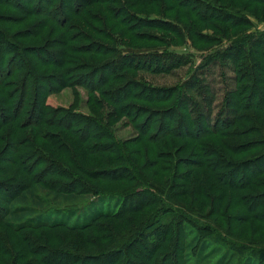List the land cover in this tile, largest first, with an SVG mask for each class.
Segmentation results:
<instances>
[{
  "label": "trees",
  "instance_id": "obj_1",
  "mask_svg": "<svg viewBox=\"0 0 264 264\" xmlns=\"http://www.w3.org/2000/svg\"><path fill=\"white\" fill-rule=\"evenodd\" d=\"M19 1L22 3V0ZM242 1L244 5L239 8L234 6V1L230 3L228 0H134L133 4L136 7L157 5L161 9V14L157 15L168 13L170 7L184 8L186 11H183L182 15L188 22L189 33L194 31L198 40L214 44L218 41L217 34L206 36L203 34L204 31L193 27L202 26L200 28L212 29L223 36L228 28L250 27L253 17L264 18V0ZM88 2L90 5L105 6L110 13H108L109 18L114 20L112 24L114 28L127 19L131 20L127 24L122 23L125 26L122 31L123 36L130 34L138 39V36L144 35L148 38L147 34L150 33L141 29H166L164 23H169L162 19L164 16L148 17L145 14V16L131 17L126 9L119 5L122 2L120 0H88ZM8 3L11 4V2ZM35 3L36 0H32L29 5L36 6ZM12 5L22 12L18 17L25 16L24 12L43 14L38 22L42 25V23L57 21V17H53L50 13H54L56 7H63L64 0H47L45 7H33L30 10ZM80 6L81 3H77L73 8H68L64 13L65 19L71 20ZM220 25L223 26L220 27ZM177 27L178 25L174 32ZM81 37L85 36L81 35ZM67 39L70 37L68 36ZM64 40L58 39L54 42L60 44L63 48L61 51L51 49V45H43L44 47L39 46L31 52L35 56L39 53L47 56L46 59H39L42 64L59 67L62 63L65 66L62 73L53 75H57L56 79H41L36 75H29L28 66H31L24 55L26 49L23 50L20 44L0 29V176L6 175L5 178H0V226L7 227L11 234H15V239L10 241L8 233L0 232V251L3 256L11 257V261L5 264H189V261L183 258L181 251L186 238L184 222L187 220L185 218L176 215L175 212L171 219H168L167 213H160L161 208L158 212L154 211L155 216L148 215L140 225L136 227L135 224L131 225L132 215L137 211L144 210L152 204L162 205L164 199H154L153 194L146 197V201L144 199L134 204H126L123 201L116 211L97 212L83 224H71L62 220L49 221L46 220L47 217L42 216L47 210L45 207L48 206H43L46 196L36 191L39 186L50 192L65 195L82 194L86 187V181L75 170L67 167L66 162L64 164L60 161V156L63 155L69 163H75L74 151L81 149L77 155L83 156L85 153L98 155L100 152L109 154L106 158L107 163H115L116 160L126 162V159H129L127 156L125 158L121 156L118 146L108 142L112 135L108 134L105 124L101 122V120L105 121L104 116L98 115L97 108L93 107L96 102L87 100L90 112L97 115L95 119L89 115L81 116L69 109L52 107L47 102L48 94L66 85L74 88L72 84L77 83L78 78H84V74H87V79L93 81L90 85L85 84L90 96L99 93L106 97L105 91L120 95L118 99H113L107 93L106 98L116 107L112 115H109L111 122L122 116L128 117L139 129L138 142L151 141L153 144L158 142L156 140H165L170 137H187L200 144V147L196 145L200 148L199 151H193L192 162L197 160V154H200L201 158L209 149L213 150V155L219 163L212 169L219 176L216 179L221 185L236 188L233 185L238 180L246 182L250 178L253 180L255 176L260 178L248 185L249 188L259 190L249 191V194L244 196L245 199L241 198V200L246 203L248 216L259 221L264 228V180L261 179L264 175V152L254 161L253 164L259 163L254 167L253 164L237 165V157H232L235 153L238 156L249 148V144L245 143L251 139H244L247 134L241 132L250 130V134L259 135L262 130L264 131V30H256L253 33L245 31L239 34L225 50L214 53L209 60H204V63L197 67L198 70L205 68L211 59L219 56L222 61L229 59L238 65L235 70V85L225 92L222 108L213 119L212 125L204 129L202 124L199 125L197 122L201 117L197 118L194 114L200 116L204 104H206L205 107L211 106L214 95L206 81L199 79L201 76L197 74V70L193 72L194 74L187 75L183 83L173 86H158L135 79L130 83L131 80L127 78L130 70H141L151 74L169 73L175 60L183 57L182 53L172 51L161 53L157 50L166 48L155 47L138 48L139 50L127 47L121 51L115 48L107 53L108 59L98 64L90 63L88 67L74 69L78 68L80 62L85 61L80 55L75 54L74 50H85L82 47L79 49L70 45L66 51L63 45ZM19 52L21 55L17 60ZM104 52L105 50L100 52V55ZM53 54H57L60 58L54 59ZM159 61H166V63L160 64ZM176 67L178 66H173V68ZM58 78L63 83L58 82L55 85L58 87L48 85L47 90L39 97L42 82L47 84L48 81L54 82ZM184 90L196 96L198 102L188 100L187 94H185V102H182L181 93ZM91 102L93 104L90 105ZM74 104L72 106H76ZM162 104H167V107ZM33 117L36 118L33 119ZM70 122L72 125L78 124L81 127L74 129L73 126H69ZM248 122L251 126H248ZM184 123L196 126L195 128L198 127V129L194 132L176 131ZM245 123L248 125L242 126ZM50 127H59V131L53 133ZM82 128L83 131L80 132ZM211 136L216 137V143L204 141ZM72 137L73 141L68 143L67 138ZM100 138L105 141L99 146L87 142L88 140L97 142L96 140ZM263 145L264 142L255 148L260 150ZM171 159L174 162L177 161L176 158ZM200 160L203 161V159ZM117 166L120 165L95 171H85L81 167V172L89 173L93 178L99 176V179H104L105 175L98 172L105 173L112 170L115 173L112 176L114 179L106 176L107 180L126 179L124 174L119 173V168L125 164ZM185 166L181 165L184 168ZM170 167L173 169V165ZM123 172L128 177L132 170L124 169ZM238 174L240 178L235 180ZM259 174L261 175L257 176ZM227 177H233V180H227ZM130 179L134 178L131 176ZM144 184L150 190L165 196L164 187L167 184L161 186L148 181ZM89 189L93 195L104 194L103 190L96 186L91 185ZM236 200L234 198V201ZM156 219H159L158 223ZM118 222L123 223L126 230L121 232L113 230L112 225ZM56 229L80 231L86 234L90 232V234L87 235V242L67 241L54 247L51 244L52 235L55 237L56 232L52 231L51 235L46 231ZM5 239H7L6 243ZM192 240L188 243L191 244ZM146 243L150 245L145 251ZM201 243L200 240H195L193 246L197 247ZM204 246L209 245L206 243ZM249 251L259 264H264V247L252 248Z\"/></svg>",
  "mask_w": 264,
  "mask_h": 264
},
{
  "label": "rangeland",
  "instance_id": "obj_2",
  "mask_svg": "<svg viewBox=\"0 0 264 264\" xmlns=\"http://www.w3.org/2000/svg\"><path fill=\"white\" fill-rule=\"evenodd\" d=\"M46 1L40 0L37 2L36 0V6H31L29 4L32 0H22V3H20L19 0H0V29L4 30L20 44L23 50H27L24 51V55L29 62L28 64L32 67L28 66L29 75L33 74L37 77H41V79H56L57 75H53L64 71L63 69L65 66L62 63L59 67L51 64H42V61H40L42 60L41 58L46 59L47 56L43 53H39L38 56L31 53L37 49V47L43 45H51V49L61 51L63 48L60 44L54 43L57 42L58 39H65L63 45L66 51H68L67 47L70 45H74L79 49L81 47L84 48L85 51L74 50L75 54L85 59V61L79 63L78 68L74 69L88 67L90 63L98 64L108 59L107 53L115 48L120 51L127 47L134 48L133 50H139L138 48L145 47L166 48L157 51L161 53L172 51L183 54V57L175 60V64L171 66L169 73L151 74L141 70H130V72L127 73V78L131 80L130 83L134 82L133 80L135 79L139 82H147L158 86H173L183 83L187 75L197 70V74L203 77H199V79L206 81V84L210 87V90L213 91L214 95V101L211 106L205 107L206 104H202L201 115L196 116L194 114L197 118L201 117L198 118L199 121L197 122H199V125L202 124L203 129L208 128V125H212L213 119L216 118V114L222 108L225 92L235 85V70H237L238 65L232 63L229 59H223L222 61L219 56L211 59V62L205 68L198 70L197 67L204 63V60H209L210 56L214 55V53L225 50L231 41L237 38L239 34L245 31L253 33L256 30H264V18L254 17L251 18L250 27H244L243 29L228 28L223 36L217 31L214 32L212 29L200 28L202 27L200 25V27H193L196 28V30L204 31L203 34L206 36L214 33L217 34L216 37L218 41L216 43H205V41L197 39L198 36L194 34V31L189 33L187 30L188 22L182 15L183 11H186L184 8L176 6H174L175 8L170 7L168 13L164 12V15H157L161 14V9L157 5L136 7L133 4L134 0H120L122 2H120L119 5L126 9L131 17L136 15L145 16V14L148 17L164 16L162 19L169 22L164 23L166 29H141V31H148L150 34H147L148 38L142 35L143 37L138 36L139 38L137 39L130 34L126 36L122 34V31L125 29L122 23L127 24V22L131 20L128 21L127 19V21L125 20V22L119 23L118 26L114 28L112 26L114 20L109 18L110 13L106 7L102 4L90 5L88 0H83L82 2L80 0H64L63 7H56L54 13H50L53 17H57V21L42 23V25H39L40 23L38 24V22L42 19L43 14H27L24 12V14H26L25 16L18 17L19 13L22 12H19L20 10L12 5L14 4L20 8H27V10H30L33 7H45ZM228 1H230V3L234 1V6L238 8L244 5V1L242 0ZM8 2H11V4ZM77 3H81L78 12L74 13L72 15L73 18L71 17V20L67 21L64 13L68 8H73ZM176 25H178V27L174 32L173 30L176 28ZM221 26L223 25H220V27ZM188 29H190V27H188ZM81 35L85 37H81ZM68 36L70 39H67ZM104 50L105 52L100 55V52ZM59 54L61 56V53ZM20 55L21 53L19 52L17 60H19ZM52 57L54 59L60 58L57 54H53ZM159 63H166V61H159ZM174 65L178 67L173 68ZM66 66H68V64H66ZM24 71H26V69H24ZM21 72H23V70H21ZM84 75V78L80 77L77 79V83L74 82L72 84L74 88L73 86L66 85L48 94L46 98L47 102L52 107H61L64 110L69 109L72 112L79 113L81 116L89 115L92 119L97 118V115L90 112V106L88 107L87 100L96 102L93 107L98 109H96L98 115L102 114L104 116L105 121L101 120V122L105 124V126H103L107 129L108 134L112 135L108 142L118 146L121 156L123 158L127 156L129 159H126V162L116 160L115 163H107L106 158L109 154L100 152L98 155L87 153L83 156L77 155L81 149H76V151H74V156L76 157L75 163H69L63 155L60 156V161L64 162V164L66 162L67 167L72 168L80 174L82 179L86 181V187L88 188L85 187L82 194L65 195L50 192L39 186L36 191L46 196L43 206H50V208L45 207L47 210L42 216H45V218L47 217L46 220L49 221L62 220L71 224H83L90 220L97 212L116 211L123 201H125L126 204H134L144 199L146 201V197L153 194L154 199H164L162 205L158 202L159 205L152 204L144 210L137 211L132 215L133 222L131 225L135 224V227L140 225L142 220L148 215L152 214V217L155 216L154 211L156 210L158 212L161 208L160 213H167L166 216L168 219H171L172 214L175 212L177 213L176 215L185 218L187 220L184 222L186 227V238H184L181 251L183 258L185 257V259L189 261V264H259L257 259L249 254V249L264 247V228L259 221L251 219L248 216L249 211L245 207L246 203H243L241 198L245 199L244 196L248 195L249 191L259 190L253 187L249 188L248 185L254 180H260V178L255 176L253 180L250 178L247 179L246 182H242L238 180L240 178V174H238L237 178H235V180L238 181L233 185L236 188H229L225 185H221L218 183V179H216L218 175H216L214 169H212V167L219 163L213 155V150L211 151L209 149L207 154L205 156L202 155L201 158L200 154H197V160L192 162L191 160L193 158H191V156L194 154L193 151H199L200 144L187 137H170L165 140H156L158 142H154L153 144L151 141L138 142L140 140L139 129L128 117L122 116L116 121L111 122L110 116L116 107L106 98L107 93L109 96H112L113 99H118L120 95H117L116 92L110 93V91H105L106 97L99 95V93H94L90 96L85 84L87 83L90 85L93 81L86 78L87 74ZM58 82L63 83L59 78L54 82L48 81L47 84L42 82L43 84H41L39 97L47 90L48 85L51 87H58L55 86ZM185 94L188 95V97L186 96L188 100L198 102L196 96L185 92V90L181 93L182 102H185ZM93 102H91L90 105L93 104ZM73 104L76 106H72ZM166 105L167 104H162V106ZM210 110L211 114L209 115ZM34 118L36 117H33V119ZM135 120L136 119H134V121ZM69 124L68 125L73 126L74 129L81 127L78 124L72 125L71 122ZM246 125L248 124L245 123L242 126ZM248 126H251V124L249 123ZM195 127L184 123L182 127L176 129V131L182 132L183 130H188L194 132L198 129V127ZM49 129L53 133L59 131V127H50ZM81 131H83V128L80 132ZM241 133L247 134L244 139H251L247 140L245 143L249 144V148L238 156L237 153H235L232 157H237V165H251L259 158L258 156L264 152V145L260 150L255 148L257 145L264 142V131L262 130L259 135L250 134V130ZM133 138L134 140H132ZM67 139L68 143H70L74 138ZM96 141L97 142L88 140L87 142L99 146L103 144L105 140L100 138ZM152 141H154V139ZM204 141L209 143L210 141H213V143L217 142L216 137L212 136L207 137ZM196 145L199 147H196ZM224 153H226L225 150ZM170 157L176 158L177 161H172ZM200 159H203V161ZM124 164L125 166H123ZM116 165L123 166L117 167H120L119 173L124 174L126 179L119 181L107 180L106 176L114 179L112 176H114L115 173L112 172V170L105 173L98 172L99 174L105 175L104 179H99V176L93 178L89 173L83 174L81 172V167L84 168L85 171H95ZM170 165H173V169ZM181 165L186 166L184 168L181 167ZM257 165H259V163L253 164V167ZM41 167L42 166H40V168ZM124 169H128V171L132 170L131 175L127 177V174L123 172ZM203 175L204 177H202ZM131 176L134 179H130ZM5 177L6 175L0 176V178ZM226 179L233 180V177H227ZM261 179L264 180V175ZM147 181L155 184L157 183L161 186L167 184V186L164 187L165 196L150 190V188L144 184ZM91 185L103 190L104 194L93 195L89 189ZM234 198L237 200L234 201ZM156 221L158 223L159 219H156ZM112 229L118 232L126 230L121 222L113 224ZM1 231L6 234L8 233L10 241L15 239V234H11L7 227L0 226V232ZM52 231L56 232L55 237L52 235ZM46 232L52 235L53 242L51 244L54 245V247L67 241L87 242V235L90 234V232L86 234L80 231H69L65 229L48 230ZM191 239L193 240L191 244H189L188 241ZM195 240H200L202 243L195 247L193 246ZM6 242L7 239H5V243ZM203 242H205L204 245L207 243L209 246H206V248ZM146 245L145 251L149 248L150 244L146 243ZM203 247L205 248L203 249ZM197 253L198 255H195ZM10 261L11 257L8 255L3 256L2 251H0V264H5Z\"/></svg>",
  "mask_w": 264,
  "mask_h": 264
}]
</instances>
